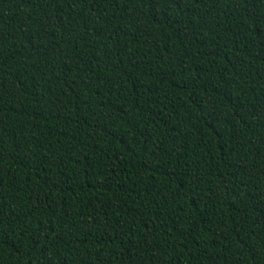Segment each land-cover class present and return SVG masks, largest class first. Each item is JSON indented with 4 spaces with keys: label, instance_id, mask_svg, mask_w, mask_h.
<instances>
[{
    "label": "trees",
    "instance_id": "obj_1",
    "mask_svg": "<svg viewBox=\"0 0 264 264\" xmlns=\"http://www.w3.org/2000/svg\"><path fill=\"white\" fill-rule=\"evenodd\" d=\"M0 264H264V0H0Z\"/></svg>",
    "mask_w": 264,
    "mask_h": 264
}]
</instances>
